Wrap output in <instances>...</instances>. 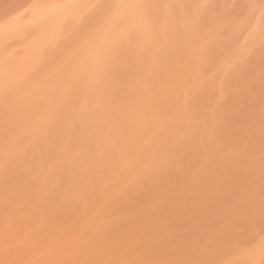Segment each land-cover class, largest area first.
Here are the masks:
<instances>
[{
	"label": "bare ground",
	"instance_id": "obj_1",
	"mask_svg": "<svg viewBox=\"0 0 264 264\" xmlns=\"http://www.w3.org/2000/svg\"><path fill=\"white\" fill-rule=\"evenodd\" d=\"M153 1L164 9L163 13L176 12L178 18L171 22V31L160 34L161 42L166 44L147 56L151 59L150 63L145 61L149 66L143 64L142 56L135 59L137 65L145 66V76L126 75L125 96L118 106H112L119 116L150 114L156 121L153 126L115 132L107 118L102 117L93 122L78 120L77 130L71 129L77 115L68 111L73 103L68 91L73 90V96L80 92L78 97L85 95L87 101L99 84L69 82L68 76L75 68L71 57L64 65L58 58L49 57L47 70L59 66L60 70L55 71L61 74L54 77L53 84L43 80L39 86L45 85L40 88L25 87L28 96H13L23 115H30L39 107L29 95L53 103L52 100L62 98L59 102L62 106L49 108L53 119L45 116L51 121L44 118L39 132L32 130L21 140L18 138L23 136V126L7 125L5 118L4 123L0 121V152L5 153L3 157L0 155V264H27L29 259L43 252L44 257L33 264H229L233 261L264 264V142H249L241 128L243 118L227 116L215 97L214 100L210 97L208 89L211 87L205 88L204 76L210 70L214 72L215 67L210 69L208 64L205 66L191 55L176 53L184 44L202 50L191 27L182 24L186 16L185 12H180L184 0ZM101 12L96 18L99 25L105 24ZM210 17L208 21L219 19L213 13ZM142 25V21L135 23L137 27ZM231 29L230 35H233L237 29L235 26ZM45 31L37 37L43 38L47 35ZM135 35L139 36V31ZM118 40L119 37L110 40L108 55L120 51L116 49ZM230 40L231 36L227 38ZM122 54H130V50L127 48ZM126 63L125 59L115 58L119 69ZM225 71L227 69L222 70V77ZM181 76L191 77L194 86L180 84L177 77ZM212 76L219 98L229 91L236 104L242 103L234 77L227 88L221 82L222 77ZM143 77L150 83L156 80L165 83L167 88H160V97L172 95L181 123L186 125L187 112H192L194 124L179 127L184 141L180 149H171L163 142L165 135L174 133L164 122L168 113H172L166 108L160 109L159 90L154 89V92L155 85L142 83ZM142 88L154 98L139 97ZM91 99L93 106H107L104 97L94 94ZM191 101L193 106L189 105ZM129 102L132 105H128ZM75 106L71 108L75 110ZM229 107L234 106L229 104ZM206 108L210 109L209 114ZM14 117L15 113L11 115ZM56 124L63 127L60 133L53 130ZM227 124L235 128H226ZM88 126L104 135L107 141L116 137L114 145L112 142L113 154H117L119 164L125 166V176L110 173L113 170L110 164L91 170L96 148L86 138ZM204 128L211 129L217 147L206 145ZM143 132L156 136V141H141L139 137ZM258 150H263V154L250 159ZM133 157L137 158L135 162L130 160ZM14 159L20 162L18 168L23 175L25 173V179L14 177L18 172L8 166ZM163 159L165 164L159 169V178L146 183L145 178ZM106 181H110V187L105 186ZM128 181L134 182L132 191L124 189ZM24 193L28 196L25 195L26 199L18 198ZM22 241L29 247L19 246Z\"/></svg>",
	"mask_w": 264,
	"mask_h": 264
},
{
	"label": "rangeland",
	"instance_id": "obj_2",
	"mask_svg": "<svg viewBox=\"0 0 264 264\" xmlns=\"http://www.w3.org/2000/svg\"><path fill=\"white\" fill-rule=\"evenodd\" d=\"M111 3L113 7L110 6ZM101 10L105 24L99 25L96 18ZM163 11L164 9L158 7L153 0H129V2L128 0H0V121L4 123L3 118H5L9 122L6 121L7 125L23 126V136L18 140L30 135L32 130L39 132L43 126L44 118L51 121L45 116L49 115V118L53 119V113L51 114L48 109L52 107L51 109L54 110L58 106L61 107L59 102L62 98L52 100L53 103L44 98L40 101L38 96L29 95L30 98H35L33 102L38 103L39 107L36 110L33 109L30 115H23L19 113L17 108L19 103L17 98L13 99V96H28L25 87L34 85L40 88L45 85L39 86L44 82L43 80H47L48 84H53L54 77L61 76V74L60 71H55L60 70L59 66L55 70H47V66L50 65L49 57L58 58L61 65L68 63L71 57L74 59L75 68L74 72L69 74L68 81L99 83L94 94L104 97L105 105H107L93 106L91 98L94 94L86 101L85 95L78 97V94L80 95L78 92L75 94L76 96H73V90H69L68 92L72 96L71 101H73L71 107L75 104V110L77 109V111L71 107L68 109L70 113L77 115L71 129H76L78 123L76 125L75 123L78 120L85 119L93 122L102 117L107 118L115 132L124 128L132 130L136 127L143 129L153 126L156 121L150 114L144 116L147 113H136L135 116L129 114L119 116L112 106L114 104L118 106L125 96L126 87H128L124 82L126 75L141 74L145 76L144 65L149 66L145 61L150 63L151 60L147 56L165 46L166 42H161L159 36L172 30L171 22L174 23L178 16L176 12L163 13ZM180 12L186 13L182 24L191 27L189 29L198 38L199 47L202 50L197 51L184 44L176 50V53L191 55L193 59L205 66L208 64L210 69L212 66L215 67L217 72L209 69L210 73H205V75L207 74L204 76L206 87L204 84L203 87L207 89L211 87L208 89L210 97L213 100L215 97L218 106L227 116L243 118L241 128L245 130V137L249 142L257 140L264 142V0H187V2L184 0ZM212 13L219 18L217 21H208L211 19ZM140 21L144 25L135 26V23ZM102 26L105 27V30ZM231 26H235L237 29L233 35H230ZM42 30H47V32L45 31L47 35L38 38L37 36ZM136 30L139 31V36L135 35ZM230 36L231 40L227 41ZM114 37H119L116 49L118 48L120 51L108 55L111 51L110 40ZM127 48L130 50V54L123 55L122 53ZM140 56L144 58V65H137L138 63L134 62ZM115 58L123 59V61L125 59L126 66L119 69L115 64ZM140 61L142 60L139 59ZM153 66L155 68L156 65ZM224 69L227 71H225L226 75L222 77ZM83 71H86L85 74ZM206 72L209 71L206 70ZM209 74L211 75L209 76ZM213 74L222 77L221 82L227 88L231 78L234 77L237 96L242 100L241 104L234 102L235 97L229 91L222 94L220 98L215 94L217 90L216 85L212 84L214 83L212 81ZM147 81V78L141 79L144 84L155 85L153 91L159 90V98H161L160 88L166 89L165 83H160L158 80L156 83ZM177 81L180 84L194 86L191 84V77H177ZM68 92H66L67 95H69ZM142 92L141 95H138L139 97L154 98L153 95L148 94L145 88H142ZM74 97L78 101L76 98V101L73 100ZM161 99L159 105L162 108L160 107V109L166 108L172 113H168L169 117L165 119V125L174 129L173 134L164 136L163 142L171 149H180L184 145V141L181 139L179 127L182 125L190 127L194 124L192 112H187L189 121L185 125L177 117L172 95L170 98ZM56 101L57 105L55 106ZM10 103L14 104L10 105ZM77 104H81L80 108ZM229 104L234 107H229ZM128 105H132V102H129ZM189 105L193 106V102ZM213 107L214 104L210 105V109ZM206 109L209 114L210 109ZM45 110L48 112L45 113ZM62 110H67V108L62 107ZM13 113L16 114V117L11 118ZM54 127L56 128L53 130L58 133L63 128L60 124H56ZM232 127L235 128L234 125L227 124L226 128ZM158 131L161 132L162 129H158ZM203 131L206 145L217 147L218 143L212 135L211 129L204 128ZM85 132H87L86 138L90 144L96 148V156L92 159L91 170H100L110 164L113 168L110 173L116 176H125L127 173L125 166L123 163L120 165L119 156L113 154L112 142L114 145L116 137L107 141V138L96 133L92 126L86 127ZM140 134L139 139L143 142L151 143L157 139L149 132ZM53 149L50 150L54 152ZM4 154L2 153L3 156ZM262 154L263 150H258L250 159ZM2 155L1 157H3ZM130 160L135 162L137 158L133 157ZM12 161L8 162V166H11L13 171L16 169L15 172H18L17 175H19L15 176L14 173V177L25 179V173L24 176L18 168L20 162L17 160V163L16 159ZM164 164L165 159L155 166V170L145 178V182L156 181L161 175L159 169ZM41 174L43 175V173ZM133 185V181H128L124 184V189L132 191ZM105 186L110 187V181H106ZM25 195V193L21 197L19 195L18 198L26 199L28 196ZM75 204L78 203L75 201ZM26 244V241L18 243L24 248H26ZM35 245L36 242L33 246ZM39 254H36V257L39 255L37 258L34 256L26 263H36L37 260L44 257L45 253ZM229 264H239V262L233 261Z\"/></svg>",
	"mask_w": 264,
	"mask_h": 264
}]
</instances>
